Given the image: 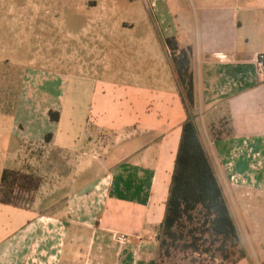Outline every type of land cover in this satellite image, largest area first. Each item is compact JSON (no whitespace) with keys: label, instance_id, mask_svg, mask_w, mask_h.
Wrapping results in <instances>:
<instances>
[{"label":"crops","instance_id":"1","mask_svg":"<svg viewBox=\"0 0 264 264\" xmlns=\"http://www.w3.org/2000/svg\"><path fill=\"white\" fill-rule=\"evenodd\" d=\"M74 1L75 15L57 22L71 0H0V56L4 42L19 40L20 12L33 39L41 27L43 42L74 40L76 74L90 78L91 105L89 119L69 122H90L114 143L81 169L82 177L97 166L94 178L79 176L62 211L30 214L0 241V264H156L175 168L164 165L180 146L188 116L166 39L192 49L200 133L201 123L211 130L227 118L231 135L214 141L213 152L223 162L233 154L232 170L245 187L264 186V70L257 64L264 54V0ZM72 24L80 27L75 34ZM52 27L58 30L51 39ZM83 80L76 83L80 91ZM3 106L0 97V177L3 155L13 151L8 144L18 141L12 131L4 140ZM63 135L68 145L71 133Z\"/></svg>","mask_w":264,"mask_h":264},{"label":"rangeland","instance_id":"2","mask_svg":"<svg viewBox=\"0 0 264 264\" xmlns=\"http://www.w3.org/2000/svg\"><path fill=\"white\" fill-rule=\"evenodd\" d=\"M26 1L16 0L21 5H25ZM76 4L71 0V3L66 5L65 13L58 14L57 22L74 16ZM19 19L22 23L18 30L19 40L16 44L4 42L3 56L1 55L4 61L0 75V97L4 105L3 116L6 118L3 124L4 140L10 138L11 131L16 134L18 140L8 144L13 151L4 153L1 163L3 169L9 170L18 180H11V184L9 182V186L5 185L3 188L5 192L12 190L19 193V188L24 186V178L30 176L37 184L32 194H19L21 203L27 205L32 201L29 208L0 202V241L9 235L12 229L20 227L23 221L32 216L30 214L62 211L70 195H74L78 190L81 169L89 166L95 158L103 159V152L114 143L106 130L99 129L90 122H69L75 118H90V78L76 74L75 60L80 55L76 42H43L41 39L45 33H42L41 27L35 28L37 37L34 40L27 33L24 12L19 13ZM72 25L71 29L75 34L80 27L78 24ZM7 30V27H3V34ZM57 30L51 28V39L55 38ZM59 73L61 74L58 75ZM79 78H84L83 81L87 82H83L81 91L76 85L80 83ZM100 98L105 99L102 94ZM51 112H57L60 116L63 114L66 122L58 120L56 123L52 120ZM200 125L201 138L204 145L210 149V159L219 175L239 232V245L233 249L229 260H225L221 252L215 250L203 254L172 251L170 255L164 251L159 254L156 264H264V186L245 187L243 178L235 175L232 170L233 154H228L224 163L221 154L213 152L211 144L229 136L231 127L227 118L212 126L211 130H206L204 123ZM55 131L59 133L56 142ZM67 132H70V138H73L68 145L62 140L65 137L63 134ZM81 132H84V138H74ZM178 151L179 148L164 168L170 169L173 163L175 165ZM112 155L113 153H110V157ZM221 166L228 170H220ZM96 168V164L93 165V169L80 178L82 182L88 180L91 175L94 178ZM164 168L162 167L163 170ZM173 171L174 169H171V180ZM163 173L167 174L165 170ZM0 178L2 184V177ZM25 186L24 188H29L27 183Z\"/></svg>","mask_w":264,"mask_h":264},{"label":"trees","instance_id":"3","mask_svg":"<svg viewBox=\"0 0 264 264\" xmlns=\"http://www.w3.org/2000/svg\"><path fill=\"white\" fill-rule=\"evenodd\" d=\"M166 43L172 53V63L188 116L183 124L165 218L157 236L158 257L164 251L170 255L172 251L203 254L215 250L221 252L225 260H229L233 249L239 245L240 237L196 123L192 49H181L176 38H167ZM51 117L53 121H58L60 115L51 112ZM231 132L230 129L229 136ZM26 178L24 186L27 183L29 188L22 186L19 193L12 190L5 192V185L9 186L11 180H18L17 176L15 178L5 169L0 188V202L29 208L32 201L27 205L21 203L19 194H32L37 182L31 176ZM4 193L7 196L3 195Z\"/></svg>","mask_w":264,"mask_h":264},{"label":"built area","instance_id":"4","mask_svg":"<svg viewBox=\"0 0 264 264\" xmlns=\"http://www.w3.org/2000/svg\"><path fill=\"white\" fill-rule=\"evenodd\" d=\"M257 64H258V67L260 69L264 70V54H260L258 56V58H257ZM116 240L119 243L124 244L127 241V237L126 236H118V237H116Z\"/></svg>","mask_w":264,"mask_h":264}]
</instances>
